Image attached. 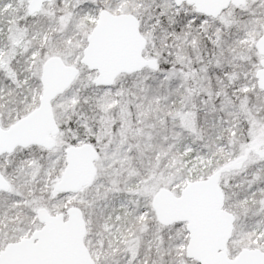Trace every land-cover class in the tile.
Wrapping results in <instances>:
<instances>
[{"label": "snow or ice", "instance_id": "obj_1", "mask_svg": "<svg viewBox=\"0 0 264 264\" xmlns=\"http://www.w3.org/2000/svg\"><path fill=\"white\" fill-rule=\"evenodd\" d=\"M0 264H264V0H0Z\"/></svg>", "mask_w": 264, "mask_h": 264}]
</instances>
